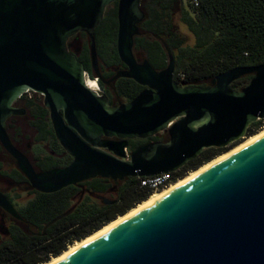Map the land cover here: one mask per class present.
<instances>
[{
  "label": "water",
  "instance_id": "1",
  "mask_svg": "<svg viewBox=\"0 0 264 264\" xmlns=\"http://www.w3.org/2000/svg\"><path fill=\"white\" fill-rule=\"evenodd\" d=\"M113 2L117 55L126 67L113 79L144 87L117 105L86 86L80 43L73 51L68 44L77 33L88 36L91 67L100 77L95 29ZM141 2L0 0V145L34 189L53 193L96 177L172 173L205 149L229 151L264 118V63L231 68L206 86H183L174 80L167 48L163 69L138 62L133 44L144 18ZM244 75H252L249 82L233 88ZM27 90L49 110L55 136L72 158L64 167L36 172L6 131L7 118L24 114L13 102ZM160 132L167 141L128 154V140ZM0 208L20 219L1 192ZM54 264H264V135Z\"/></svg>",
  "mask_w": 264,
  "mask_h": 264
},
{
  "label": "trees",
  "instance_id": "2",
  "mask_svg": "<svg viewBox=\"0 0 264 264\" xmlns=\"http://www.w3.org/2000/svg\"><path fill=\"white\" fill-rule=\"evenodd\" d=\"M116 5L117 2H113L107 6L102 22L95 29L96 42L100 37L108 39V24L112 22L113 46L108 54H104L98 40L97 53L104 69L119 70L124 66L116 50ZM141 9L144 18L134 37L133 51L160 70L168 62L167 48L175 62L174 80L180 85L206 86L218 74L231 68L264 63V0H142ZM181 26L186 28V33ZM77 36L82 40L77 57L90 72L88 36L80 32L72 38ZM251 77H240L232 87L242 88ZM116 90L122 102H127L141 91V86L132 79L120 78ZM33 105L32 113L37 117L30 124L40 132V112H43L38 102ZM263 126L264 118L252 123L246 136L255 135ZM5 128L12 143L18 147L16 136L22 135L20 126L15 119L9 118ZM163 136L168 137L167 133ZM224 150H203L198 157L172 172V180L183 179ZM46 165L45 168H49L57 164L47 159ZM109 182L110 179L103 178L93 184L104 186V189ZM151 195V191L140 187L138 178H124L116 200L107 205L87 195L79 198L73 186L53 193H40L18 208L22 223L12 219L17 226L12 225L11 238L0 245V264H45L75 242L84 240L147 201ZM18 225H28L37 234L23 232Z\"/></svg>",
  "mask_w": 264,
  "mask_h": 264
},
{
  "label": "flooded vegetation",
  "instance_id": "3",
  "mask_svg": "<svg viewBox=\"0 0 264 264\" xmlns=\"http://www.w3.org/2000/svg\"><path fill=\"white\" fill-rule=\"evenodd\" d=\"M77 42L80 43L81 48L82 40L79 37L78 40L76 39V37L69 39L68 44L70 50H74ZM79 53H77V56L79 55ZM134 55L138 62L144 60V58H142V56L138 53L134 52ZM98 62L100 77L96 76L93 69L90 72L86 71L87 77L96 80L97 86L101 90L102 95L107 97L110 104L117 105L119 103H122L123 99L117 93L116 84L120 78L125 77H118L116 79H113V76L118 70L113 71L112 69H104L100 64L99 56ZM125 69V66H120L119 70ZM142 89H144V87L141 86V90ZM36 102H38L43 112H40V132L37 129L33 128L36 143L31 147L29 144H27L25 148H22L20 143L23 142V136L17 135L16 142L18 144V147H16L15 145L14 146L28 158L36 172L57 167H64L71 162L72 158L65 152V150L60 145L55 136L50 120L49 110L44 106L43 98L41 95H37V93L31 90L28 93H23L19 98H17L13 102V106L19 109H23L24 114L11 115L9 118L15 119L16 124L18 120H24L25 118H28V124L32 127L30 122L37 117L35 113H32V109L34 107L33 104ZM163 133L164 132H160L157 135L147 139L128 140V154L138 146L150 142L167 141L168 137L163 136ZM38 137H40L39 140H37ZM47 159H52L57 165L45 168L47 166ZM99 179L103 178H91L70 186H73V189L76 191V195H79V198H83L85 195H87L94 198L98 203H102L105 205L113 203L118 196L122 180L113 181L112 179H110L111 182H109V184H106L105 188L102 189L104 186L101 188L96 187L93 184ZM0 192L9 200V202L13 205L17 213L18 208L20 206L26 205L28 201L34 199L35 197L39 196L40 193H42L31 186L25 174L18 167L16 160L8 152H6L2 146H0ZM12 219H16L17 221L22 223L21 216L20 219L15 218L6 211H4L2 208H0V245L2 242L7 241L11 238L12 225L14 224V226H17L12 221ZM18 228L26 233L30 232L33 235L37 234V231H35L32 227L28 225H18Z\"/></svg>",
  "mask_w": 264,
  "mask_h": 264
},
{
  "label": "bare ground",
  "instance_id": "4",
  "mask_svg": "<svg viewBox=\"0 0 264 264\" xmlns=\"http://www.w3.org/2000/svg\"><path fill=\"white\" fill-rule=\"evenodd\" d=\"M86 86L89 89L95 91V89L97 87L96 80H93V79H90V78L86 77ZM263 135H264V130H262L261 132H259L256 135L247 137L243 142L239 143L238 145H236L235 147H233L229 151L218 155L216 158H214L211 161H209L208 163L204 164L203 166H201L196 171H192L191 173H189L188 176L184 177L182 180L178 181L177 183L173 184L174 183L173 182L169 186H167L166 188H163L160 191L153 192L152 196L147 201H143L141 204H138V206H136L134 209H132L128 213L118 217L116 220H114L111 223L105 225L101 230H99L96 233L90 235L89 237L85 238L84 240L76 242L72 247H70L68 250L63 252L60 256L52 258L51 261H49V262H47L45 264H54V263L58 262L59 260H61L64 257L68 256L69 254L73 253L78 248L88 244L89 242H91L94 239L98 238L99 236H101L102 234L106 233L107 231H109L113 227H115L118 224L122 223L123 221L129 219L130 217L134 216L138 212L144 210L145 208H147L151 204L155 203L156 201H158L160 198H162L163 196L167 195L171 191H173V190L179 188L180 186H182L183 184L187 183L188 181H190L191 179H193L194 177H196L197 175H199L200 173H202L206 169H208V168L212 167L213 165L219 163L220 161L226 159L227 157L232 155L234 152H236L240 148L248 145L249 143H252V142L256 141L257 139H259Z\"/></svg>",
  "mask_w": 264,
  "mask_h": 264
},
{
  "label": "rangeland",
  "instance_id": "5",
  "mask_svg": "<svg viewBox=\"0 0 264 264\" xmlns=\"http://www.w3.org/2000/svg\"><path fill=\"white\" fill-rule=\"evenodd\" d=\"M108 26H109V38L106 40V39H103L102 37H100L98 40H100L101 41V44L103 45V47H101L102 48V51L104 52V54H108L110 51H111V49H112V46H113V26H112V22H110L109 24H108ZM181 29H182V31H184L185 33L187 32V30H186V28L184 27V26H181ZM96 39V38H95ZM97 40V42H96V47H97V51H98V45H99V42L100 41H98ZM190 40H191V38H190ZM103 62V61H102ZM104 63V62H103ZM108 70H109V68H107ZM113 71H115V69H113V68H111ZM38 95V94H37ZM17 124L20 126V128H21V133H22V136H23V142L22 143H20V145H21V147L22 148H25L26 147V145L27 144H29L30 145V147L31 146H33L35 143H36V140H35V134H34V129H33V127H31L29 124H28V118H25L24 120H18L17 121ZM262 130H264V126L260 129V131L259 132H261ZM257 131V133L256 134H258L259 132ZM255 134V135H256ZM245 139H242L241 141H238V142H243ZM235 144H239V143H235ZM234 144V145H235ZM189 173V172H188ZM187 175V174H186ZM185 175V176H186ZM188 176V175H187ZM183 178V177H182ZM180 180H182L181 178H179V179H177V180H175L174 181V183L173 184H175V183H177L178 181H180ZM158 191H160V190H158ZM156 192V191H155ZM151 193H153V192H151ZM76 243V242H75ZM74 243V244H75ZM74 244H70L69 246L70 247H72ZM69 247V248H70ZM68 248V247H67ZM68 248V249H69ZM67 249V250H68ZM54 258V257H53ZM52 259V258H51ZM51 259H50V261H51Z\"/></svg>",
  "mask_w": 264,
  "mask_h": 264
},
{
  "label": "built area",
  "instance_id": "6",
  "mask_svg": "<svg viewBox=\"0 0 264 264\" xmlns=\"http://www.w3.org/2000/svg\"><path fill=\"white\" fill-rule=\"evenodd\" d=\"M86 77H87V74H86ZM29 91L30 90H27L24 93H28ZM95 92L99 95L102 94L98 86L96 87ZM138 182H139L140 187L145 188L151 192H155L163 188H166L174 181L171 178V173H164V174H159L155 176L138 177Z\"/></svg>",
  "mask_w": 264,
  "mask_h": 264
}]
</instances>
